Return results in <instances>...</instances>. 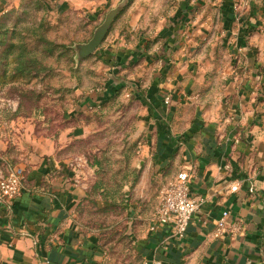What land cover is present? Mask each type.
I'll use <instances>...</instances> for the list:
<instances>
[{"label": "rangeland", "instance_id": "374dc122", "mask_svg": "<svg viewBox=\"0 0 264 264\" xmlns=\"http://www.w3.org/2000/svg\"><path fill=\"white\" fill-rule=\"evenodd\" d=\"M108 18L102 43L82 56ZM172 41H188L185 51ZM182 54L194 58V91H206L211 106L203 118L242 119L240 163L263 169L264 0H0L7 159L27 169L49 155L68 162L85 190L75 224L95 237L105 264H142L137 245L152 232L167 180L152 174L155 161L140 163L156 152L151 123L164 112L133 94L165 80L166 57ZM237 91H253L243 98L252 106L229 112ZM168 126L172 133L175 119Z\"/></svg>", "mask_w": 264, "mask_h": 264}, {"label": "crops", "instance_id": "0c3cea01", "mask_svg": "<svg viewBox=\"0 0 264 264\" xmlns=\"http://www.w3.org/2000/svg\"><path fill=\"white\" fill-rule=\"evenodd\" d=\"M186 43L181 47L172 41V47L185 51ZM185 56L164 58L172 63L166 73L162 69L165 80L133 94L153 113L164 112L151 123L158 128L157 135L151 132L149 138L156 152L149 160L144 151L147 159L140 165L147 160L153 166L155 161L152 174L166 177L164 186L176 173L187 171L193 196L203 198L204 204L185 238L172 237L167 227H158L142 238L137 245L142 264H264V167L248 171L240 163L242 143L237 134L244 127L242 119L233 116L218 122L203 118L201 113L211 111V106L204 100L206 91H194L198 83L189 69L194 58ZM248 92L253 94L237 91L239 98L228 104L227 111L249 109ZM244 97L248 98L243 101ZM224 106L225 102L219 103L216 111ZM174 119L170 133L166 127ZM180 134L185 137L179 139ZM8 144L0 134V168L7 159ZM16 166L24 171L25 179L19 197L0 203V264H105L95 237L83 234L75 224L74 213L85 190L68 162L49 155L30 169ZM237 181L240 189L233 193L229 189ZM223 211L229 212L228 223L241 221L242 232L234 237L216 236Z\"/></svg>", "mask_w": 264, "mask_h": 264}, {"label": "built area", "instance_id": "2783aa9c", "mask_svg": "<svg viewBox=\"0 0 264 264\" xmlns=\"http://www.w3.org/2000/svg\"><path fill=\"white\" fill-rule=\"evenodd\" d=\"M165 103H169L166 98ZM3 168H0V203L7 204L21 195L24 182V171L13 165L8 159H3ZM191 175L187 171L177 173L161 191L160 203L156 212V221L152 227L155 231L158 227L170 229L172 237L177 240L186 236L188 227L196 213L204 204L203 198H196L192 194ZM240 183L234 182L230 186L231 192H237ZM229 212L223 211L217 221L216 236H236L242 232L241 221L228 223Z\"/></svg>", "mask_w": 264, "mask_h": 264}, {"label": "water", "instance_id": "95a60500", "mask_svg": "<svg viewBox=\"0 0 264 264\" xmlns=\"http://www.w3.org/2000/svg\"><path fill=\"white\" fill-rule=\"evenodd\" d=\"M111 22H112L111 19L108 18L105 21V23L102 26H100L99 29L96 31L92 40L81 47L82 56L85 57L89 56L96 51V49L99 47V45L102 43L103 39L105 38L109 30V27L111 25Z\"/></svg>", "mask_w": 264, "mask_h": 264}, {"label": "trees", "instance_id": "16d2710c", "mask_svg": "<svg viewBox=\"0 0 264 264\" xmlns=\"http://www.w3.org/2000/svg\"><path fill=\"white\" fill-rule=\"evenodd\" d=\"M20 71H23L22 68H20ZM118 92V91H117Z\"/></svg>", "mask_w": 264, "mask_h": 264}]
</instances>
